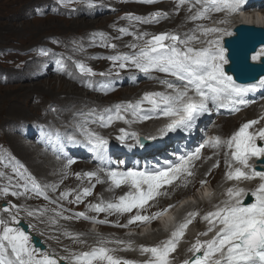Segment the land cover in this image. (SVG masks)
I'll return each instance as SVG.
<instances>
[{"label":"snow or ice","instance_id":"obj_1","mask_svg":"<svg viewBox=\"0 0 264 264\" xmlns=\"http://www.w3.org/2000/svg\"><path fill=\"white\" fill-rule=\"evenodd\" d=\"M143 3H154L155 0H140ZM188 5L189 16L187 19L207 20L211 19L212 13H222L223 19L216 20L214 26H205L198 24L190 33H186L182 38L177 33L162 32L155 34L143 45L131 44L129 47L137 49L132 54L117 55L110 57L113 61H118V67L124 69L132 66L140 72L148 73L150 71H159L176 77L182 83L177 87L168 81L165 83L168 92H145L140 100L135 103L128 102L115 106V111L111 108L103 110L98 120L102 127L110 125L119 120L128 123L126 113H131L134 118L149 120L153 117L149 113L159 112L163 117L168 118L169 122L163 125L159 131L161 135L169 132L183 131L189 132L197 118L208 111V104L211 102L220 108H231L239 111L240 107L247 106L250 101L246 94L254 93L258 89H264V75H260L258 80L252 76L257 71L256 65H259V71L264 72V41H261V47L256 50L251 49V61L248 63L249 47L243 37L251 35L255 28L239 32L241 39L230 41L231 53L225 44V37L234 36L232 28L228 27L229 18L242 11L246 0H176V11H179L182 5ZM199 6V7H197ZM167 13L157 11L150 14L152 22L161 18H166ZM127 18L137 21L149 22L142 17H133L127 14ZM125 33L126 29H120ZM199 32L200 35L195 33ZM237 32V31H236ZM238 33V32H237ZM143 35L137 36L141 39ZM203 37V39L201 38ZM194 44H201L202 47H194ZM105 47H115L114 44H105ZM231 61V67L229 65ZM77 68L83 73H93L91 68L77 62ZM237 78H251L252 83H237L233 75ZM147 103L150 107H143ZM96 122V121H93ZM258 121L250 120L239 127L232 135L222 140L220 137H213L207 142V146L216 148L222 145L230 151L232 159L242 165V167L231 168L225 174L228 180H253L258 178L260 183L250 192L254 202L244 204L243 199L249 194L245 188L229 187L226 190L227 199L213 206L214 210L206 212L202 220L208 225L207 230L198 233V237L208 235L213 232L211 239L200 240L197 238L187 249L192 255L182 261V264H264V171H257L249 163L251 158H256L260 164H264V146L258 141H264V128L258 131H249ZM85 141L91 148L100 154L108 144V140L98 133L85 130L80 126ZM120 135L116 137L122 144H126L129 149L142 143L137 133H128L124 128L119 129ZM134 140L133 143H126L127 139ZM155 137H147L154 139ZM76 143L74 137H69ZM201 145L192 152L178 157L177 162H166L165 167L156 168L152 171H137L127 169L126 171L108 170L105 174L108 181L115 188L122 185H129L134 191L120 195L115 201H105L101 199L99 203L88 205L93 211L115 212L118 214L131 213L133 209H143L149 201L155 200L160 195H167L161 189L166 185H172L174 181L182 176H191L193 172L194 161L200 159ZM227 155V154H226ZM2 162V158H0ZM74 161L69 159L65 168ZM226 160V164H227ZM7 166V165H6ZM218 165H213L217 167ZM23 168V165H19ZM21 179L27 182L16 184L13 187L23 189V191H11V195H26L29 191L37 195H47L30 174L25 176L27 170L19 172L16 167L13 168ZM100 172H104L101 168ZM4 173H0L3 176ZM78 177L80 173L76 174ZM88 178H96L97 183H103L97 172L89 171L83 173ZM11 182V178H9ZM203 184L204 181H201ZM29 184L31 187H29ZM187 180H185V185ZM94 187V185L92 186ZM92 187H84L80 193L75 196L71 203H79L83 196L92 194ZM53 190H55L53 186ZM0 192L9 194V187L0 188ZM68 195L62 192L60 197L63 199ZM213 193L206 192L205 197L211 198ZM17 208L19 206L12 205ZM4 211H11V208H5ZM47 211V210H45ZM160 213H153L152 216L141 215L137 211L132 215L128 224L135 222H150ZM28 216H34L35 212H27ZM57 216L60 213H56ZM76 217L90 219L96 223L106 224L107 220L96 221L95 218L85 216L84 213L74 214ZM197 216L196 212H189L183 222L174 226L169 239L152 247L141 245L143 252L151 253L153 259L145 261L144 264H172L170 254L177 250L178 242L185 234V229L192 223ZM71 219L72 217H62ZM14 223H18L16 215L11 216ZM56 223L55 219L50 221ZM126 226V225H117ZM0 264H59V259L44 255L43 259H38L36 253L39 251L30 245V237L19 227H12L8 222L0 220ZM65 235L72 236V233L65 231ZM74 239L79 243H84L77 234ZM123 243V241H116ZM104 241H100V246L92 247L89 251L72 253L68 257V264H134L133 261L114 258L110 252L114 251L103 246Z\"/></svg>","mask_w":264,"mask_h":264},{"label":"rangeland","instance_id":"obj_2","mask_svg":"<svg viewBox=\"0 0 264 264\" xmlns=\"http://www.w3.org/2000/svg\"><path fill=\"white\" fill-rule=\"evenodd\" d=\"M170 4L163 3L155 4L153 6H144L136 4L135 0H67V3L65 4L63 0H0V158H2V162H0V173H4L3 176H0V183L4 182L16 184L13 182V180L15 179H17L21 183L27 182L25 179H21L15 172H13L14 167H16L19 172H24V170L26 169L27 172L25 173V176L30 174L31 177L42 184L46 191L47 189H50V194L54 199H57L58 202L71 208L82 210L87 215L107 220L110 224L109 226L100 225L102 227H94V231L90 230V232L92 233L90 235V240L84 238L85 232H81L79 238L80 240H83L84 243H79L76 239L73 238L74 234L76 233L72 232L73 228H71V226H79L82 231H88L90 229L88 227L89 224L84 219H79L78 217L63 210L62 208L54 204H48V202L41 199L34 200L32 198L31 200L30 197H32V195L30 196V194L17 195L15 197L9 198V200L12 202H15L16 199L18 200L14 204L16 206L21 205L24 208H33L32 211L35 212L34 216L27 215V212L31 211L30 209L26 210V213H24V215H26L27 217H35L37 229L40 230L42 234L46 235V239L48 241H51L53 244L57 243V249H62L68 254L72 252H79L91 247L94 243L100 244V241H104L103 245H106L109 247V249L114 250L111 254L114 258H124L130 261L137 260L141 263L147 260H151L153 259V257L151 253L138 251L136 247L139 244L142 245L141 243L144 242V246H156L161 242L167 240V238L170 236H166V233L162 236L157 235L153 239V233H156L159 227H162L161 223L157 222H139V224L135 222L133 224V227L129 228H121L122 226H117L122 225L123 222H127L129 219H116L111 214H109L108 218H106L105 215L108 214L107 212H104L105 214H103L93 211L88 207V205L100 202L98 201L100 198H92L93 195L88 197L86 196V200H83L84 198L82 197L81 202L79 203H71L70 201H73L75 199V196L78 194L77 191L73 190L75 185H67L64 182H50L49 180H51V177L54 174L59 173V171H44L42 174L39 173L37 168L29 163L27 159L28 155L26 156L22 152V150L19 149L18 143H14L10 140L8 133L12 134L13 136L16 135L18 137H21V135L19 134H22L20 130L22 124H24L25 122L33 124L34 121H41L51 124L54 129L60 126L76 128L75 130L59 128L58 130L60 131V133L63 132L61 134V137H82L84 135L82 133L81 127L73 122L74 117L78 116L79 118V116H83V118L80 119L81 121H85L86 118H89L90 120L95 113H100L104 110L103 107L105 106V104H125V92L128 96H130V98L135 97L133 100H137L145 92H149L151 91V89H158L162 87L163 83L159 82L160 80H158V78H153L151 80H146L145 78L144 80V78L140 76L139 78L143 80V83H140L136 82L134 79L136 77L133 76L131 77V80L133 81L132 84L124 83V80H122V84L117 91L112 94L102 93L105 95L104 97L100 95L99 97H97L96 92H94V89L87 81V76L82 74L79 68H77L76 64L77 62H80L85 66V68L93 69V73L97 74V76H94L95 83H103V80H106L107 78V80H109L110 77H122L126 75L125 77H123L126 78L127 76H131L132 73H144L140 72L132 66L120 69L118 67L119 62L113 61L112 59H110V57L132 54L137 51L129 47V45L134 43H141L142 39L146 35H143L141 39H137V36L146 34L147 31V35H150L152 33V35H154L156 33L169 32L177 33L181 37H183L182 35L190 33L191 30H194L196 28L194 27L187 32L186 29L189 30L191 27L187 26L184 23H192V27L193 22L196 23V26L198 23L203 24L204 20L192 21L187 19L189 13H183L182 10H180L181 7L179 11H176V2ZM74 5H77L79 7L78 11L72 15L69 11L68 15V8ZM161 5L163 6L161 7ZM152 8L154 9L153 11L150 10ZM147 10L151 12L148 13ZM157 11L167 13V17L161 18L156 22H152L150 16L147 15H150L151 13ZM145 12L148 14H145ZM127 14H131L133 17H141L143 16L142 14H144L146 16H143L142 18H144V20H148L149 22L129 19L127 18ZM102 21L103 24L100 23ZM231 22L232 20H230L229 26L232 25ZM91 24H93V26H91ZM213 25V20L209 21V23H205V26L210 27ZM122 28L126 29V32L129 30L134 31V35L128 36L125 34L126 32L121 33L120 29ZM143 28H146V31L142 30ZM195 34L199 35L200 33L196 32ZM105 44H114L115 47H105L103 46ZM103 52L104 55L101 56ZM52 56L57 57V60L52 61ZM45 72L46 74L44 75ZM149 73L154 76L153 73H157V71L153 70ZM73 75L75 77H72ZM62 78L65 80H62ZM62 81H64L66 85H72L74 91L78 92V95L76 96L83 97V100L80 101L81 98L79 97L75 98V96H69L70 94L63 91V89L60 90L59 86L63 83ZM49 83L50 85L55 87V90L57 91L53 94L46 93L48 95H45V93H42V89L44 88L45 90H47ZM33 85L43 86L41 88H38L41 90L39 91L35 90L33 88ZM130 90H136V93L133 95H129ZM164 90L167 92L170 91V89L168 88ZM87 97L89 99H87ZM93 98L98 99L100 104H98L97 101L92 100ZM95 105L102 106L98 109L99 111H96L94 113H88L87 110L78 111L76 112L77 115L75 113H73V115L69 113H63L66 110L68 111L69 109L74 108V106H78L79 109H85L91 108ZM250 106L247 105L246 107ZM261 108L262 110H264V105L257 103L256 109L258 112H256L258 114L261 112ZM247 110L246 112L241 111V114H239L243 116L244 119L246 118L245 115L247 113ZM263 114L264 113L256 116V121H258V123H261L262 120H264V117H262ZM231 116L233 117L234 115L231 114L226 118H230ZM221 118L225 117L212 118L208 125L212 129L216 130L219 125V119ZM244 119L239 120L236 124L238 125ZM72 122L74 124H72ZM153 123L155 126L161 124L158 121H154ZM124 124L128 125L129 127L132 125V127L138 129L148 128L152 131L156 129V127H154L151 122L141 124L138 122H132L129 119V122H124ZM237 125H235V127ZM88 129L89 127L85 130ZM116 131L119 132V129L117 128ZM29 132L32 133V130ZM23 136L25 137L20 139V143L35 147V145H33V142L35 143V141L33 140V138H35L34 136L29 133ZM218 136L222 140H226L224 135L219 134ZM39 146L40 148H43L44 151L31 153L32 157L37 158L38 160L46 159L48 156L53 157V155L49 153L50 150L47 153V151L45 150L46 148H44L42 145ZM67 146L70 147L71 145L68 144ZM224 149L225 153L227 154L226 156L228 157V148L224 146ZM213 151L218 152V150L215 149ZM200 155L205 156L206 152L202 151ZM55 157L58 158L59 156ZM69 159H71V155L65 157L64 161L58 158L59 162H63L65 164L66 160L68 161ZM229 162L230 161H228L227 164L224 163L217 167H213V165H218L216 163H213L210 169L205 172L206 175L209 173H213V175L207 177H209L208 181L211 180L210 177H212L214 180L213 184L215 185V187H218L219 193L218 195H216V197L222 196L226 197L227 199V189L225 188L226 183L234 182V186L231 185V187L238 188H242V186L244 185L253 186L254 184V179L241 181L226 179L225 174L230 169ZM81 163L85 164L89 162H86L84 160ZM81 163H75L76 165L75 167H73V169L72 166H69L67 169L71 171V173L75 176L79 168L85 167ZM19 165H23V168H19ZM65 170L66 169H62V171ZM9 178H11V182L9 181ZM72 179L76 181L74 178ZM105 179L106 178L104 177L100 180L105 181ZM196 181L193 180L190 183L192 192L189 193V196H186L187 200H197L196 197H192L190 196V194L194 195L196 187L200 186L201 188V186L204 185L201 183V181L204 180ZM223 182L226 183L224 184ZM97 184L100 183H97V180L95 179V183L91 186H95ZM53 186L55 190H53ZM62 192L68 193V195L63 199L60 197V194ZM173 192L174 191L170 192L166 196L164 195V197L160 200V205H155L153 202L152 207H148L149 210L147 209L141 214L151 216L153 213H156L160 209H163L164 205H169V203L171 202L175 204V207H177L178 201L183 196H185V194H180L179 191H176L174 193ZM214 193L216 194V191ZM39 196L40 195H37V197L35 198H40ZM191 204L195 203L192 202ZM190 210L189 212L197 213V216L194 218V222H192L190 224L191 227H189V233H192L193 235H190L188 233V235L184 234L183 239L180 238L177 250L174 253L170 254L172 264H179L184 259L188 258V256L192 255L187 251V249L191 246L192 243L195 242L197 238H199L200 240H204V237L206 235L198 237V232H204L208 227L207 223L205 221H202V217L206 212L214 209L212 207H208V209H204L205 211L203 210V212L199 211V208H191ZM174 212L175 209L173 208L172 214L169 215H174ZM56 213H60V215L57 216ZM69 215L75 218V220L62 218L70 217ZM113 218L122 223L118 222V224L116 225V222ZM52 219H55L56 223H51L50 221ZM136 223L138 225L134 226ZM125 225L132 226L131 224ZM65 231L72 233L73 235H65ZM103 235H110L111 237L106 238L104 236L103 238L101 237ZM123 236L125 239H114L115 237ZM131 236L133 237L131 238ZM138 236L146 237L147 239H142ZM158 237H162V239H159ZM116 241H123V243H116Z\"/></svg>","mask_w":264,"mask_h":264},{"label":"bare ground","instance_id":"obj_3","mask_svg":"<svg viewBox=\"0 0 264 264\" xmlns=\"http://www.w3.org/2000/svg\"><path fill=\"white\" fill-rule=\"evenodd\" d=\"M170 4V3H169ZM174 5V4H173ZM163 5H161V7H162ZM175 6H176V4H175ZM160 7V6H159ZM197 7H199V6H197ZM170 8H171V4H170ZM104 10V9H103ZM150 10H154L153 8L152 9H150ZM180 10H182V12L183 13H189V11H188V5H182L181 6V9ZM92 11V10H91ZM86 12V11H85ZM102 12H104V11H102ZM147 12H149L148 10H147ZM181 12V13H182ZM146 13V12H145ZM180 13V14H181ZM190 14V13H189ZM188 16V15H187ZM236 20H245V21H248V22H251V23H254V24H264V6H262V8H260L259 9V12H253V13H248V14H241V17H234V20H232V22H234V21H236ZM89 22H91V21H89ZM183 22H184V18H183ZM231 22V23H232ZM100 23H102L103 24V21L102 22H100ZM104 24H106V23H104ZM163 24V23H162ZM161 24V25H162ZM184 24H186L187 26H189V27H191L189 30H187L186 29V31L188 32V31H190L192 28H194V27H196V23H194L193 22V27H192V23H189V24H187V23H184ZM199 24V23H198ZM197 24V25H198ZM201 24V23H200ZM99 25H101V24H99ZM164 25V24H163ZM91 26H93V24H91ZM98 26V25H97ZM214 26V25H213ZM145 27V26H144ZM162 27V26H161ZM211 27V26H210ZM228 27H230L231 28V26H229L228 25ZM142 30H145L146 31V28H143ZM185 34V33H184ZM86 44V43H85ZM87 45H88V43H87ZM92 45V44H91ZM90 45V46H91ZM91 48V47H90ZM37 66V65H36ZM52 72V71H51ZM133 72H134V70H133ZM46 74V72L44 73V75ZM136 73H132L131 74V76H134ZM1 76V75H0ZM72 77H75L74 75L72 76ZM128 78V76L126 77V78H122V80H124L127 84H128V82H129V78ZM73 79V78H72ZM108 79V78H107ZM62 80H65V79H63L62 78ZM147 80V79H146ZM104 81V80H103ZM63 83L59 86V89L61 90V89H63V91H65L66 93H69L70 95L69 96H75V98L76 97H79V98H81L80 99V101L81 100H83L82 98L83 97H80V96H76V95H78V92H75L74 91V88L72 87V85H66L65 84V82L64 81H62ZM45 83V82H44ZM142 83V82H141ZM144 83H146V82H144ZM43 85H38V86H34L33 85V88L35 89V90H39V91H41L40 89H38V88H41ZM153 87V86H152ZM158 88V87H157ZM150 89V88H149ZM57 90H55V87H53L52 85H50V83H49V85H48V87H47V90H45L44 88L42 89V93L44 94L45 93V95H48V94H53L54 92H56ZM136 90H130L129 91V95H133V94H135L136 92H135ZM46 93H48V94H46ZM66 95V94H65ZM124 95H126V96H124V101H127V100H129L130 99V96H128L127 94H126V92L124 93ZM83 96V95H82ZM85 97V96H84ZM129 97V98H128ZM87 99H89L88 97H87ZM92 100H95V101H97L98 102V104H100L99 103V100L98 99H92ZM78 101V100H77ZM124 103V102H123ZM106 105V104H105ZM101 106L102 105H97V109H99V108H101ZM65 107V106H64ZM73 107V106H72ZM55 110V109H54ZM62 110V109H61ZM82 110H87L88 111V113L89 112H96V109H91V108H85V109H79L78 108V106H74V108H72V109H69L68 111L66 110V111H64L63 113H69V114H72L73 115V113H75L76 115H77V113L76 112H78V111H82ZM257 109H256V104L255 105H253L251 108H248V110H247V113H246V118L244 119L243 118V116H241V115H239V114H236L235 116H231L230 118H221V119H219V125H218V128L216 129V130H214V131H216L218 134H222V135H224L225 137H226V139H228L231 135H232V133L233 132H235V131H237L238 129H239V127L241 126V124H243V123H245V122H247V121H250V120H256V116L257 115H260V114H262V113H264V110H262V108H261V112L258 114L257 112ZM60 112H62V111H60ZM64 115H66V114H64ZM63 115V116H64ZM71 115V116H72ZM86 115H87V113H86ZM62 116V117H63ZM69 116V115H68ZM85 116V115H84ZM261 117V116H260ZM65 118V117H64ZM72 118V117H71ZM83 118V116H79V118H78V116L77 117H74L73 118V122H75L76 123V125H79V126H83V128L84 129H86V128H88L86 125L87 124H89V119L87 118V119H85V121L84 120H80V119H82ZM242 119H244L242 122H240L238 125L236 124L239 120H242ZM67 120H68V118H67ZM166 121H169L168 120V118H166L165 119ZM70 121H71V119H70ZM72 122V124H74ZM70 124V123H69ZM68 125V124H67ZM154 125V124H153ZM206 125V124H205ZM235 125H237L236 127H235ZM263 125H264V120H262V122L261 123H257V124H255L252 128H250L249 129V131H253V132H255V131H258L259 129H261V128H263ZM70 126H72V125H70ZM132 126V125H131ZM158 127H157V129H156V131H157V133H158V137H163L164 135H161L160 134V131H159V129L162 127V125H157ZM201 126H203V125H201ZM234 127V128H233ZM59 128H65V129H73V130H75L76 128H73V127H66V126H60ZM148 128H144V129H140V130H138V129H135V131H139V132H141V133H145L146 135H149L150 133H151V131L152 130H147ZM89 130V129H88ZM131 130H134V129H131ZM32 133H33V130H32ZM63 133V132H62ZM61 133V134H62ZM29 134H30V132H29ZM8 135H9V137H10V140L11 141H13L14 143H18V146H19V149H21L22 150V152L27 156V159H28V161H29V163H31V165L32 166H34L35 168H37V170H38V172L39 173H43L44 171H46V172H48V171H55V170H58L59 171V173H56V174H54L52 177H51V180H49L50 182H64L65 184H67V185H71V186H74L75 185V187H74V189L73 190H75V191H77V193H80V191H81V189H83L84 187H92L91 185L92 184H94L95 183V179L96 178H88V177H86V176H83V173H85V172H89V171H95V172H97V170H99V168H98V166L97 165H87V166H85V167H81V168H79L78 169V172H76V173H80L81 174V176H77V175H75L74 176V174H72L71 173V171H69L67 168L69 167V166H72V169H73V167H75V163H72L71 165H68V167L67 168H65V165H67V163L65 164V163H63V162H59V160L58 159H55V158H53L52 156L51 157H47L46 159H43V160H38L37 158H34V157H32L31 156V153H35V152H42V151H44L42 148H40V146L38 145V144H34L35 145V147L34 146H31V145H24V144H22V143H20V138L18 137V136H13L12 134H9L8 133ZM68 135V134H67ZM76 135V134H75ZM38 136V135H37ZM69 137V136H68ZM68 137H61V138H63V139H67ZM35 138H33V140H34ZM194 145V144H193ZM38 146V147H37ZM190 147V146H189ZM204 149H203V151H205L206 152V155L205 156H203V155H200V159H198V160H195L194 161V164H193V167L191 168V171L193 172V176L191 175V176H186V177H184V176H182L181 178H179V179H177L176 181H174L173 182V184L172 185H166V186H164L162 189H161V191L162 192H166L167 194H169L170 192H172V191H174V192H176V191H179V193L180 194H185V196H183L182 198H181V200H184V199H186L187 200V198H186V196H189V193H191L192 192V187H191V185H190V183H191V181H196V180H205L206 182H205V184H208V183H212L213 184V178L212 177H210V179L211 180H209L208 181V178L209 177H207V176H211V175H213V173H209V174H205V172L207 171V170H209L210 169V167L212 166V164L213 163H216V164H218V166H220V165H222V164H224V163H226V160H227V162L230 160V162H232L233 163V161L231 160V155H230V151L231 150H229L228 149V153H229V156L227 157L226 156V153H225V149H224V145H222V146H220V147H216V148H213V147H210V146H208L207 148L206 147H203ZM218 150V152H214L213 150ZM155 150V147L154 146H151L150 148H149V153L151 152V151H154ZM200 153H202V152H200ZM46 156V155H45ZM146 155H143V157H145ZM148 156H150V154L148 155ZM59 157H63V156H61V155H59ZM28 163V164H29ZM224 167V166H223ZM62 169H66L65 171H62ZM215 171V170H214ZM57 172V171H56ZM54 173V172H53ZM40 175V174H39ZM51 175V174H50ZM99 175V177H100V179H102V175L101 174H98ZM72 178H74L76 181H74ZM104 178V177H103ZM207 179V180H206ZM185 180H187V184L185 185ZM52 182V183H53ZM197 182V181H196ZM224 184L226 183V182H223ZM233 183L234 182H231V183H226L225 184V188L227 189V188H229V187H231V185H233ZM234 186V185H233ZM241 187V186H240ZM222 188V187H221ZM242 188H245V189H247V190H250L251 189V187H249V185H244V186H242ZM129 190V188L128 187H125V188H119V189H116L115 187H113L110 183H107V182H103V183H100V184H97V185H95L94 187H92V194L91 195H93L92 196V198L93 197H95V198H100L98 201H101V199H103V200H105V201H110V199H112L115 195H117V194H119L120 192H124V191H128ZM96 194H95V193ZM173 192V193H174ZM218 193H219V191H218V187L216 186V194L215 195H213L211 198H210V200L208 201V202H198V203H196V204H191L192 202L190 201V200H187L186 201V204L184 205V206H186V208H185V210L184 211H182V212H179V223H181L182 222V220H183V218H185L186 216H187V213L189 212V210L191 209V208H199V211H202L203 212V210L204 209H208V205H211V207L213 208V206L214 205H216V204H219L221 201H223V200H225L226 199V197H216V195H218ZM187 194V195H186ZM91 195H88V196H91ZM220 195V194H219ZM31 196V195H30ZM87 196V197H88ZM166 196V195H165ZM21 197V196H20ZM28 197H29V195H28ZM86 196H83V200H86V198H85ZM164 197V195H160V196H158L155 200H153V201H149V203L147 204V205H145L144 206V208L143 209H140V210H137V209H133V211L131 212V213H124V214H118V213H115V212H113V213H111V215L112 216H114L116 219H124V218H127V220L129 219V216L131 217L132 215H134V214H137V211H139L140 212V214L143 212V211H146L147 209L149 210V208H151L152 207V204H153V202H154V204L155 205H160L161 204V202H160V200L162 199ZM31 198V200H32V198L35 200L36 198L35 197H30ZM167 198V197H166ZM165 199V198H164ZM166 200V199H165ZM164 201V200H163ZM162 201V202H163ZM81 202V201H80ZM23 203V202H22ZM172 203V202H171ZM171 203H169V204H171ZM165 204V203H164ZM163 204V205H164ZM166 205H168V204H166ZM166 205H164V206H166ZM207 205V206H206ZM163 206V207H164ZM206 206V207H205ZM149 207V208H148ZM214 209V208H213ZM193 210V209H192ZM191 211V210H190ZM205 211V210H204ZM212 211V210H211ZM103 214H105V213H103ZM169 214H172V210H170L168 213H167V215H166V217H170L171 215H169ZM108 215H109V213L107 214V215H105V217L106 218H108ZM111 216V217H112ZM166 217H163L164 219H162V221H161V225L162 224H164V223H166ZM72 220H75V218H71ZM114 219V218H113ZM77 220V219H76ZM115 220V219H114ZM203 221V220H202ZM115 224L117 225L118 224V222L119 221H117V220H115ZM119 223H122V222H119ZM139 223V222H138ZM123 224H128V221L127 222H123ZM72 225V224H71ZM132 226H133V223L131 224ZM135 226V225H134ZM171 226H169L168 227V229L170 228ZM191 227V226H190ZM71 228H73L71 231L73 232V233H78L79 235H80V233L81 232H85V237L84 238H86L87 240H90V235L92 234L91 232H90V230L91 229H89L88 231H82L81 230V228L79 227V226H71ZM167 229V230H168ZM174 229V226L172 227V230ZM91 231H93V230H91ZM189 231H190V228L189 229H186L185 230V234L186 235H188V233H189ZM203 231H204V229H203ZM169 231H165L164 230V228L163 227H159V229H158V231L156 232V233H153V239L155 238V236H162V235H164V234H166V233H168ZM87 234V235H86ZM190 234V233H189ZM192 234V233H191ZM190 234V235H191ZM84 235V234H83ZM152 235V234H151ZM193 235V234H192ZM82 236V235H81ZM104 236L107 238V237H111L110 235H103V236H101V237H103L104 238ZM133 236H131V238H132ZM139 238H142V239H147L146 237H140V236H138ZM73 238H74V236H73ZM159 238V237H158ZM80 239V238H79ZM114 239H125L124 238V236L123 237H115ZM160 239V238H159ZM167 239H169V237L167 238ZM149 241H151V240H149ZM161 241V240H160ZM158 243V242H157ZM142 245L144 244V242H142L141 243ZM136 249H138V251H142L141 250V245L139 244L137 247H136ZM130 256V255H129ZM178 256V255H177ZM180 259V258H179ZM136 262H138V263H140L139 261H137V260H135ZM147 261H149V260H147ZM173 264H177V263H173Z\"/></svg>","mask_w":264,"mask_h":264},{"label":"clouds","instance_id":"obj_4","mask_svg":"<svg viewBox=\"0 0 264 264\" xmlns=\"http://www.w3.org/2000/svg\"><path fill=\"white\" fill-rule=\"evenodd\" d=\"M36 200V199H35ZM10 201V200H9ZM18 200L16 199L15 202H12V205H14ZM11 205V206H12ZM32 206V205H31ZM30 209L31 211L33 210V208L31 207H27V208H24L22 207L21 205H19V210H17V208H14V207H11V211H5L4 212V218L6 219V221L8 223H14L12 220H11V216L12 215H16L17 216V219H21V220H24L28 225H30V222L27 220V218L31 219L34 223H35V230L34 229H30V231L33 233V235H36L39 237V239H41L42 243H40V246L38 247H35L32 243H31V237L33 235H29L27 234L29 237H30V245L31 246H34L35 249H38L39 251L36 253V256L38 259H42V256L45 254V252L43 250L46 251L47 254H49V256L55 258V255H58L60 256L61 258H64L63 261H67L68 262V257L70 256V254L72 253H79V252H72L70 254L66 253L65 251H63L62 249H57V243L53 244L51 241H48L46 239V235L42 234L40 232V230L37 229V226H36V221H35V217H27L26 215H24V213H26V210ZM91 229V228H90ZM1 230V229H0ZM93 230V229H91ZM94 231V230H93ZM78 234V233H76ZM76 234H74V237L76 236ZM89 249V248H87ZM57 251H59L57 253ZM83 251V250H81ZM73 264H75V262H73Z\"/></svg>","mask_w":264,"mask_h":264},{"label":"water","instance_id":"obj_5","mask_svg":"<svg viewBox=\"0 0 264 264\" xmlns=\"http://www.w3.org/2000/svg\"><path fill=\"white\" fill-rule=\"evenodd\" d=\"M250 27H254L255 28L254 32L251 35H247V36L243 37V39L245 40V42L247 43V45L249 47L248 58H249V53L251 52V49L253 47H255L258 42L264 41V26L256 25V24L239 23V24H237L234 27V30H235L234 36L225 37L224 38L225 39V44L229 48V54L231 53L230 41L241 39V36H240L239 32L246 31V30H251ZM248 63L252 64V62H250L249 59H248ZM230 67H231V61H230V65L228 66V68H230ZM256 68H257V71L252 74V76L255 79H257L261 74H264V72H260L259 71V65H256ZM240 79L250 80L251 78H240Z\"/></svg>","mask_w":264,"mask_h":264}]
</instances>
